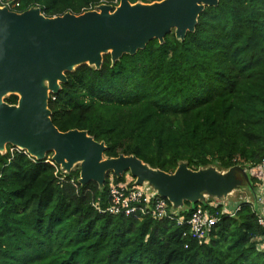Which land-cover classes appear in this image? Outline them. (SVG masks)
Here are the masks:
<instances>
[{
    "label": "trees",
    "instance_id": "16d2710c",
    "mask_svg": "<svg viewBox=\"0 0 264 264\" xmlns=\"http://www.w3.org/2000/svg\"><path fill=\"white\" fill-rule=\"evenodd\" d=\"M113 1L20 0L16 10L38 6L52 17ZM66 74L49 96L52 120L104 141L106 157L135 155L168 173L182 162L251 169L263 158L264 0H219L184 40L172 30L115 63L106 53L100 68ZM52 161L10 144L0 151V264H264L263 229L247 201L234 216L214 208L219 220L206 241L188 223L203 201L172 205L182 222L144 213L142 203L132 214L111 213L112 185L138 186L135 177L110 171L103 186L82 185L79 166L66 172ZM247 174L253 190L257 175Z\"/></svg>",
    "mask_w": 264,
    "mask_h": 264
},
{
    "label": "water",
    "instance_id": "95a60500",
    "mask_svg": "<svg viewBox=\"0 0 264 264\" xmlns=\"http://www.w3.org/2000/svg\"><path fill=\"white\" fill-rule=\"evenodd\" d=\"M219 0H157L153 2L119 0L81 14L66 12L46 16L40 7L18 12L0 6V151L7 145L27 151L43 160H52L70 172L80 163L79 182L103 186L107 174L117 177L130 173L136 184L152 186L175 208L185 201L198 203L206 195L223 198L250 177L241 166L220 171L215 167L194 170L186 162L173 173L153 168L135 155L106 157L104 141L86 130L61 131L52 120L48 106L51 93L66 83V72L82 64L100 68L103 56L111 54L112 63L124 54H135L156 38L163 43L172 30L184 40L196 29L206 6ZM19 96L17 104L5 101L7 95Z\"/></svg>",
    "mask_w": 264,
    "mask_h": 264
},
{
    "label": "built area",
    "instance_id": "2783aa9c",
    "mask_svg": "<svg viewBox=\"0 0 264 264\" xmlns=\"http://www.w3.org/2000/svg\"><path fill=\"white\" fill-rule=\"evenodd\" d=\"M13 2L14 1L11 0H0V4L3 5L2 7L5 6L11 10L17 11L16 7H19L20 0H17L15 3ZM113 3L118 5L119 0H114ZM96 7L97 6L90 7L88 10L96 9ZM52 163L56 164L54 161H52ZM244 169L247 173L257 175L258 179L253 188L254 201L248 202L251 203V207L257 215L258 224L263 229L262 235L257 238V248L259 250H264V155L257 167L251 169L250 167H244ZM110 194L111 202L105 211L111 213L124 211L126 214H132L138 210L137 203H142L144 206H142L143 208L141 210L144 213H151L158 218L173 216L177 217L179 222L183 221L179 213L171 209L173 203L167 198L161 197L152 186L144 184L127 188L125 186L112 185ZM228 196L223 197V199L228 200ZM219 200H221V198L206 195L205 199L202 200L204 204L197 206V208L193 210L188 220L192 236L198 239L205 238L206 241L209 240V235L214 225L219 220V215L216 214L213 209L219 205L222 206V213L230 216H234L241 209V203L237 204L235 208H230L227 203H221ZM255 203H257L256 206ZM147 204H149V206Z\"/></svg>",
    "mask_w": 264,
    "mask_h": 264
},
{
    "label": "rangeland",
    "instance_id": "374dc122",
    "mask_svg": "<svg viewBox=\"0 0 264 264\" xmlns=\"http://www.w3.org/2000/svg\"><path fill=\"white\" fill-rule=\"evenodd\" d=\"M5 1V0H3ZM14 1L13 3H15L17 0H11ZM1 5V4H0ZM119 5V4H118ZM117 5V6H118ZM3 6V5H1ZM9 95H7L6 97H8ZM5 97V98H6ZM7 151V146L6 149L4 151H2L3 153ZM54 152H49L47 154V157H53ZM46 157V158H47ZM80 167V163L75 164L74 168L76 167ZM73 168V169H74ZM129 173V172H128ZM127 173V174H128ZM144 185V184H143ZM145 185L150 186L148 184L145 183ZM221 203H227L228 206L230 208H235L237 206V204L241 203L242 201H254V194H253V190L251 187L248 186V184L245 182L243 183V185L241 187H239L238 189L234 190L229 196H228V200H224L223 198H221V200H219ZM257 205V203H255V206Z\"/></svg>",
    "mask_w": 264,
    "mask_h": 264
}]
</instances>
